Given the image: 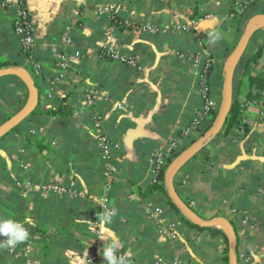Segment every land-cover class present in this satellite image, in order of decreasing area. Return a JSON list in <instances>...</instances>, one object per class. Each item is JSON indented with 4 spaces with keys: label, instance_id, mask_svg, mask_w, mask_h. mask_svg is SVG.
I'll list each match as a JSON object with an SVG mask.
<instances>
[{
    "label": "crops",
    "instance_id": "crops-1",
    "mask_svg": "<svg viewBox=\"0 0 264 264\" xmlns=\"http://www.w3.org/2000/svg\"><path fill=\"white\" fill-rule=\"evenodd\" d=\"M102 4L113 5L121 17L151 24L158 31L115 24L97 14ZM26 6L35 28L33 58L24 54L14 32V7L0 12V61L9 64L5 67H25L30 72L32 68L40 101L36 113L0 140V217L31 218L32 226L26 225L32 232L37 264H106L102 255L90 261L95 242H107L99 238L101 200L106 196L116 214L104 226V234L118 237L120 253L136 264H154L158 259L172 264L176 257L223 264L222 236L218 242L209 230L184 221L162 192L143 193L150 184L154 153L180 139L200 107L197 89L205 61L213 58L211 85L220 99L238 15L245 10L251 17L264 13V0H26ZM193 22L187 31L178 28ZM67 26L76 42L72 47L62 42ZM164 28L166 32L161 31ZM260 29L264 31V26ZM214 32L221 33L216 42L210 39ZM251 40L240 68L256 49ZM106 45L135 55L140 69L100 57L99 50ZM75 48L82 57L71 63L65 79L52 85L60 71V56ZM33 61L42 64L40 75L35 74ZM257 70L264 71V64L259 63ZM90 87L110 95L95 110L83 99ZM29 98L19 78H0V125L24 108ZM249 102L242 106L252 131L246 136L241 129L214 137L183 167L175 187L185 202H195L191 207L204 218L234 221L240 264H264V100ZM97 111L105 117L103 131L120 144L112 178L102 172L99 130L92 121ZM200 134L181 139L180 150ZM70 180L77 182V197L40 190L44 182ZM29 182L31 192L23 187ZM148 199L165 206L167 220L178 225L176 239L150 222L143 209ZM240 228L246 230L244 241ZM249 247L251 252L244 251ZM0 264L21 262L9 249L0 248Z\"/></svg>",
    "mask_w": 264,
    "mask_h": 264
},
{
    "label": "built area",
    "instance_id": "built-area-1",
    "mask_svg": "<svg viewBox=\"0 0 264 264\" xmlns=\"http://www.w3.org/2000/svg\"><path fill=\"white\" fill-rule=\"evenodd\" d=\"M14 7L17 8L14 16V32L20 38L24 54L28 55L29 58L32 59L33 48L35 46V28L29 10L26 6V0H0V12L13 9ZM245 9L246 6L245 8H242V10ZM97 14L99 16H105L115 24H118L125 28L137 27L141 28L143 31H158V28L154 27L151 24L140 25L136 21H133L129 18L121 17L119 14V9L110 4L99 5L97 8ZM193 25H195V22H193L192 25L178 26V28L179 30L187 31ZM161 31L166 32V29L164 28ZM62 42L67 47L76 45L75 38L71 34L70 26H67V29L64 32ZM99 56L133 67L135 69H140L139 62L135 55L129 52H125L123 51V49L118 48L115 45H106L100 48ZM81 57L82 51L79 48H75L72 51L62 54L59 60L60 71L55 77V80L52 81V85L56 81L65 79L67 77L71 63L77 61ZM213 66V58L208 57L199 73V83L197 90L201 100L200 107L195 112L191 122L182 129L181 138L169 142L167 145L163 146L154 153V156L152 158L150 184H159L161 182V176L163 174L166 175V172L172 160H174L181 152V139L191 137L193 134L201 132L212 122L214 111L219 107L220 102V99L215 96L214 89L211 85V73L213 70ZM33 67L35 74L40 75L43 72V66L41 63L33 61ZM52 92L53 91H51V94ZM83 99L87 107L95 110V108H97L101 101L110 99V95L106 94L98 87H90L85 90ZM255 103H257V101H255ZM117 106L120 108L122 107L121 104H118ZM104 118L105 117L103 112L97 111L94 113L92 121L96 129L99 130L97 140L101 154L102 172L106 177L112 178L114 172V155L120 148V144L115 138L110 137L103 131ZM36 131V129L32 130V132ZM14 157L18 158V154H15ZM23 187L27 192H31L32 190V184L30 182L23 184ZM40 187L41 192H43L44 194H69L75 197L80 195L76 180H70L66 183L48 181L41 184ZM194 203L195 202L192 201L190 203L188 202L187 204L191 207L192 205H194ZM101 204L103 208L115 210L110 202V199L106 196L102 198ZM143 209L150 222H152L160 230L161 233L169 235L171 239H176L178 237V225L167 220V212L165 206H163L161 203H158L154 199H148L144 202ZM177 224H179V222ZM25 227L30 231L29 239L26 242L16 246L14 250L9 249V251L15 256L17 260L21 262V264H37L34 257L36 248L32 241V232L29 226H27L26 224ZM102 247L103 244L101 242H95L94 256L92 259H90V261L96 260L101 256L100 249ZM123 255H125L127 264H136L135 260L132 257L126 254ZM154 264L167 263L158 259L155 260ZM172 264L196 263L190 262L182 257H176L172 261Z\"/></svg>",
    "mask_w": 264,
    "mask_h": 264
},
{
    "label": "water",
    "instance_id": "water-1",
    "mask_svg": "<svg viewBox=\"0 0 264 264\" xmlns=\"http://www.w3.org/2000/svg\"><path fill=\"white\" fill-rule=\"evenodd\" d=\"M262 26H264V13L256 14L248 21L241 39L233 50L225 69L226 73L220 98L221 101L218 108V114L212 126L191 145L178 154V156L171 162L165 175V184L169 199L180 211L183 217L195 226L201 228H220L228 235L229 264H239L238 236L235 226L229 218L215 216L211 219H206L200 215L181 198L175 187V179L183 167L224 129L227 117L233 105L235 71L247 52L251 38ZM5 76H15L24 82L30 98L24 108L0 125V140L8 135L15 127L23 123L25 119L29 118L38 107L40 101V91L36 84V80L27 68L18 66L2 67L0 68V78Z\"/></svg>",
    "mask_w": 264,
    "mask_h": 264
},
{
    "label": "trees",
    "instance_id": "trees-1",
    "mask_svg": "<svg viewBox=\"0 0 264 264\" xmlns=\"http://www.w3.org/2000/svg\"><path fill=\"white\" fill-rule=\"evenodd\" d=\"M251 18V12H246V10L238 15L239 24L235 29L236 40L233 42L231 49L234 50L237 46V43L244 32L246 23ZM251 43L256 47L255 51L252 53L250 59L242 66V68L238 67L235 71L234 75V98L232 109L227 117L224 129L222 132L216 136V138L225 137L229 133H238L239 130H245V136L252 131V124L246 120V115L243 111V104L248 101H257L262 102L264 100V71L257 70V65L260 61L264 60V31L259 29L254 34ZM243 59V58H242ZM241 63V62H240ZM9 64L6 62L0 61V68L5 67ZM239 66V65H238ZM219 108V107H218ZM218 108L214 111V117L212 122L201 131V135H203L213 124L217 114ZM38 111V107L34 111L36 113ZM31 117V116H30ZM29 117V118H30ZM29 118L23 121L26 122ZM6 117L3 121L7 120ZM18 127V126H17ZM15 127V128H17ZM14 128V129H15ZM7 136V135H6ZM4 138V137H3ZM2 138V139H3ZM1 139V140H2ZM196 139L190 140L189 143L184 144L181 149H186L189 145H191ZM199 153L196 155L198 156ZM173 161V160H172ZM163 193L164 196L168 199V203L176 210L177 214L180 217L190 223L180 211L173 205L172 201L169 199L166 184H165V174L161 176V182L159 184H149L144 191L145 196H152L154 193ZM233 225L235 226L234 221L231 220ZM195 226V225H193ZM201 230H209L214 235H220L224 238L226 242V246L223 254V264H229V238L228 235L220 228H201L195 226ZM236 228V226H235ZM237 231V228H236ZM238 236V231H237ZM238 247H239V236H238ZM239 254V253H238ZM240 264V263H239Z\"/></svg>",
    "mask_w": 264,
    "mask_h": 264
},
{
    "label": "clouds",
    "instance_id": "clouds-1",
    "mask_svg": "<svg viewBox=\"0 0 264 264\" xmlns=\"http://www.w3.org/2000/svg\"><path fill=\"white\" fill-rule=\"evenodd\" d=\"M212 42L221 39L220 32L210 34ZM115 210L104 208L103 215L99 217L101 224L99 238H103L107 242L100 249L101 255L104 257L106 264H127L125 255L120 254L122 247L121 241L115 235H105L104 226L111 222ZM25 224L31 225V218L27 217L24 221H18L11 217H0V236L6 239L0 240V248L14 250L16 246L26 242L30 237V231L25 227ZM90 230L95 231V228Z\"/></svg>",
    "mask_w": 264,
    "mask_h": 264
},
{
    "label": "rangeland",
    "instance_id": "rangeland-1",
    "mask_svg": "<svg viewBox=\"0 0 264 264\" xmlns=\"http://www.w3.org/2000/svg\"><path fill=\"white\" fill-rule=\"evenodd\" d=\"M263 65L264 64V60L261 62L260 61V65ZM30 69V68H29ZM31 70V73H32V68L30 69ZM221 101V100H220ZM219 104H220V102H219ZM240 233H242L243 235H242V237H243V241H244V234L246 233V230H242V228H240ZM213 234V233H212ZM246 235V234H245ZM214 236H217V238H218V242H219V238H220V235H214ZM223 244H225L226 245V242H225V240L222 242ZM244 245V244H243ZM245 245H247V243L245 244ZM244 247V246H243ZM246 248H247V246H246ZM244 249V248H243ZM249 249H250V247L247 249V250H244V251H247V252H251V251H249ZM212 260H213V258L210 260L211 262H212ZM196 264H198L197 262H195Z\"/></svg>",
    "mask_w": 264,
    "mask_h": 264
}]
</instances>
